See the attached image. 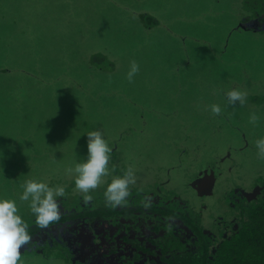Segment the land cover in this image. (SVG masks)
Here are the masks:
<instances>
[{
	"label": "rangeland",
	"instance_id": "374dc122",
	"mask_svg": "<svg viewBox=\"0 0 264 264\" xmlns=\"http://www.w3.org/2000/svg\"><path fill=\"white\" fill-rule=\"evenodd\" d=\"M247 3L0 0V199L26 221V181L63 187L70 206L86 195L92 204L131 170L129 188L169 178L190 206L223 216L224 192L264 172V35L238 27ZM92 131L112 151L84 193L75 167ZM18 264L66 263L30 255Z\"/></svg>",
	"mask_w": 264,
	"mask_h": 264
},
{
	"label": "trees",
	"instance_id": "16d2710c",
	"mask_svg": "<svg viewBox=\"0 0 264 264\" xmlns=\"http://www.w3.org/2000/svg\"><path fill=\"white\" fill-rule=\"evenodd\" d=\"M250 1L248 0V2ZM246 5L245 10L240 14L238 27L244 31L264 35V0L260 3L252 0L251 4L247 3ZM240 136L247 147L250 142L246 134H240ZM229 149L231 150V147ZM242 149L239 148V152ZM258 185L259 183L256 182L253 186L254 191L259 188ZM56 200H63L64 204L58 203L59 219L47 227L39 226L36 223V218L31 220V216H35L34 213L28 214L26 221H23L28 224L27 231L31 239L21 247L20 259L34 255L45 259L55 256L65 260L67 264H112V262L113 264H153L150 261L138 260L134 245L141 241V253L153 255L155 251L160 252L164 259L162 264H174L176 257L179 256L175 252L178 248H174L172 239L163 236L150 237L145 234L148 230L145 231L143 228L136 231L137 222L151 219L152 211H148L149 208L147 210L134 208L120 210L118 213L123 215L121 218L113 210L114 207H107V211L102 208L92 209L88 211L89 215L83 216L77 213L73 214L68 210L70 205L67 204L68 200H65L64 196H58ZM111 211H114V216L111 218L112 222L109 223L107 213ZM246 211L240 217V225L236 232L237 235H235L238 242L236 244L231 242L235 253L234 264H237L240 258L250 260V264H264V207L254 204L249 206ZM206 215L204 213V216L198 219L201 235L196 245L203 244V240H207V238H201L205 237L207 232L203 225ZM192 217L193 213L189 215L190 220L187 221V226H194ZM225 219L227 220V218ZM211 243L208 242L207 245H204L205 247L201 248L200 253L212 256ZM198 254L189 251L188 258L194 257V260ZM86 256L89 258L85 259ZM212 257L215 258L214 255ZM211 263L220 264L217 260Z\"/></svg>",
	"mask_w": 264,
	"mask_h": 264
},
{
	"label": "flooded vegetation",
	"instance_id": "af4514ba",
	"mask_svg": "<svg viewBox=\"0 0 264 264\" xmlns=\"http://www.w3.org/2000/svg\"><path fill=\"white\" fill-rule=\"evenodd\" d=\"M219 163L218 159L216 164L218 165ZM252 181L248 185H239L237 189L228 188L224 192L226 195L224 194V198L221 199V202L224 204V206L222 205L224 212L221 213L223 216L217 213L206 215L203 225L207 232L206 236L201 238H207V240H203V244L200 243L199 245H196L201 235L199 232L200 227L198 228V219L204 216L206 206L199 204L198 207H192L189 201H186V199L182 200L175 190L169 188V178L161 181L159 186L152 188V190H134L128 187L129 195L125 197L127 201L120 205L113 206L112 203L106 200V197L102 198L101 202L96 201L92 204V201L80 197L79 202L75 200L74 204L68 210L73 214L77 213L84 216L89 215V210L102 208L104 211H107V207H114L113 210L116 213L120 212V210L125 211L126 209L147 210L149 208L148 211H152L150 214L151 219L137 222L138 227L136 231L143 228L145 231L148 230L145 234L150 237L163 236L172 239L174 248H178L175 252L179 255L176 257L174 264H212L211 262L214 260L219 261L220 264H234L235 253L231 242L234 244L238 242V238L235 235H237L236 232L240 225V217L247 212L246 209L251 205L256 204L264 207V172L257 174L255 180L253 178ZM256 182L259 183V188L254 191L253 186ZM110 183L111 181L108 185ZM106 189L107 187H104L102 192L106 191ZM253 193L254 195H251ZM62 201L58 200L57 202L64 204ZM114 211L107 213L109 215V223L112 222L111 218L114 216ZM217 211L219 212V210ZM191 213H193L191 219H194V226H187V221L190 220L189 215ZM122 216L121 213H118L119 218ZM208 242H212L210 249L215 258L212 257L213 255L210 256L208 254L205 256L203 253H200L201 248L207 245ZM141 244L142 241L134 245L136 246L138 260L150 261L153 264H162V260L164 259L160 255V252L155 251L153 255H149L148 253L143 254L140 251ZM189 251L199 253L198 257L194 260V257L188 258ZM88 258L89 256H86L85 259ZM250 262L248 259L240 258L237 264H250Z\"/></svg>",
	"mask_w": 264,
	"mask_h": 264
},
{
	"label": "clouds",
	"instance_id": "9594fccd",
	"mask_svg": "<svg viewBox=\"0 0 264 264\" xmlns=\"http://www.w3.org/2000/svg\"><path fill=\"white\" fill-rule=\"evenodd\" d=\"M137 70V65L133 63L128 73L129 80ZM228 96L231 101H242L243 94L233 90L228 93ZM212 112L219 114L220 107L212 105ZM253 119H255L254 116ZM260 145H264V140L257 142V146ZM111 151L100 131L87 134V158L85 162L78 163L75 167L77 189L88 193L97 188L101 177L107 174ZM133 182L131 170L123 177L114 178L105 191L106 200L113 206L126 202L125 197L129 195L128 185ZM63 195V187L53 189L45 183L29 180L25 182L20 199L28 201L31 198L30 207L35 214L36 223L41 227H47L59 219V204L56 197ZM85 199L91 200V196L86 195ZM17 212L14 200L0 199V264H18L21 247L31 239L27 231L28 224L22 221Z\"/></svg>",
	"mask_w": 264,
	"mask_h": 264
}]
</instances>
